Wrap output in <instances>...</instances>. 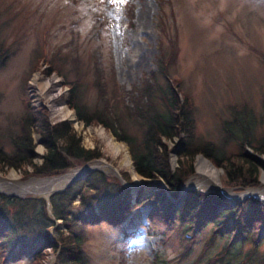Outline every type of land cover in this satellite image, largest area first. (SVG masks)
Instances as JSON below:
<instances>
[{
    "label": "rangeland",
    "instance_id": "374dc122",
    "mask_svg": "<svg viewBox=\"0 0 264 264\" xmlns=\"http://www.w3.org/2000/svg\"><path fill=\"white\" fill-rule=\"evenodd\" d=\"M170 2L171 6L163 3L167 17L165 30L155 23L157 0H0V48L7 46L10 54L5 62L0 59V132L13 124L25 103L39 110L50 124L66 121L80 139L81 146L97 150L100 156L76 162L54 177L102 160L116 173L101 169L95 171L128 187L130 206H133L136 193L147 194L149 187L157 181L134 172L124 142L116 140L101 125L84 126L76 121L73 110L67 106L68 86L61 73L64 72L70 80L74 72L71 65L75 70H84L81 80L87 84L83 97L86 103L92 104L95 90L90 83L95 57L104 71L103 78H109V68H112L115 82L128 90L140 81L142 72L156 69L154 60L158 44H165L169 37L174 38V33L178 48L174 71L180 80V92L193 103L195 135L216 145L220 143V121L229 116L228 106L247 104L256 122H259L264 112V0ZM129 5L131 18L126 10ZM2 57L3 54H0ZM72 57L77 58V63L71 61ZM46 60L54 61L53 70L49 73L45 72ZM26 72L28 75L24 78ZM158 79L161 80L159 76ZM50 80L55 82L53 85L47 83L50 85L48 89L41 87V83ZM50 93L54 97L47 96ZM60 106L74 114V122L59 114L56 108ZM37 126L38 122L31 134L35 153L32 162L36 165L41 163L44 153ZM263 127L257 124L252 130L253 144L264 133ZM166 144L171 149V142L166 141ZM225 149L236 152L237 147L229 143ZM247 151L252 152L250 148ZM200 156L204 157L199 153L194 156L192 174L181 190L210 192L225 200L226 204L241 203L245 196L230 201L219 191L203 184L196 168ZM260 158L264 159V156L260 155ZM169 165L171 169L176 166L174 151L169 152ZM215 168L220 171V181L222 170ZM10 170L14 169L0 168V177H6ZM14 171L21 182L48 178L32 176L30 166ZM135 175L140 182H136ZM263 177L264 172L260 171L257 186L243 189L220 184L234 193H241L261 188ZM189 180L196 182V186L186 188ZM160 184L166 189L164 183ZM134 185L136 187L132 188ZM0 193L42 198L46 203V212H50L48 198L53 192L47 197L35 191L9 193L0 190ZM250 197L264 201V193L249 194L247 198ZM175 199L169 198L173 205L177 201ZM77 203L78 199H75L73 204ZM149 209V204L137 203L121 223L100 222L85 226L82 244L85 263L264 264V239L256 240L264 237V223L258 234L252 237L254 242L249 239L242 244H233L224 254L226 239L211 236L209 227L199 231L185 250L187 241L181 239V229L176 224L167 229L168 223L161 220L158 211L147 217ZM172 213L173 208H170L166 217H171ZM55 223L58 225L59 220ZM188 234H191L190 231H187ZM56 252L51 245L44 248L41 263L54 264ZM0 264H28V261L5 259V254L0 253Z\"/></svg>",
    "mask_w": 264,
    "mask_h": 264
},
{
    "label": "trees",
    "instance_id": "16d2710c",
    "mask_svg": "<svg viewBox=\"0 0 264 264\" xmlns=\"http://www.w3.org/2000/svg\"><path fill=\"white\" fill-rule=\"evenodd\" d=\"M157 2L155 23L165 29L167 17L163 3L171 6V2ZM126 10L131 18L130 5ZM170 18L173 23L172 9ZM176 42L174 33V38L169 37L165 44L159 43L154 60L156 69L142 72L140 81L128 90L115 82L112 68H109V78H103L104 71L95 57L90 83L95 90L92 104L86 103L83 97L87 84L81 80L84 70H75L71 65L74 72L70 80L61 73L68 86L67 106L73 110L76 121L84 126L101 125L116 140L124 142L134 172L157 182L149 187L147 194L138 191L130 206V189L94 170L64 190L52 193L48 198L49 214L42 198L0 193V253L5 254V259H26L28 264H42V251L51 245L57 251L54 264H86L82 250L85 226L100 222L121 223L137 203L150 205L147 217L158 211L161 220L168 223L167 229L176 224L181 229V239L187 241L185 250L205 227L210 228L211 236L226 239L223 254L233 244L249 239L255 241L252 237L264 223V201L250 197L227 207L218 195L193 190H186L181 201H175L174 205L169 200L178 197L183 183L192 174L193 158L198 153L221 168L220 182L226 187H255L259 172H264V159L260 158L264 156V133L256 138L255 144L251 139L255 126H264V112L256 122L247 104L228 106L229 116L220 121V143L216 145L195 135L193 103L180 92V80L174 71ZM0 54H3L1 60L6 59L10 55L8 47L0 48ZM75 59L72 57L71 61L77 63ZM51 61L46 60V73L53 70L54 61ZM27 75L26 72L24 78ZM262 109L264 111V98ZM36 122L44 148L38 165L32 162L35 153L31 134ZM166 141L171 142V149ZM229 143L236 145V152L226 151ZM170 151L176 156L173 169L169 165ZM99 156L97 150L81 146L80 139L66 121L50 124L39 110L26 103L13 124L0 132V168L20 170L30 166L31 175L36 177L55 176L76 162ZM159 182L164 183L166 189ZM75 199H78L77 204H73ZM170 208H173L172 216L166 217ZM56 220H59L58 225ZM187 231L191 234L187 235Z\"/></svg>",
    "mask_w": 264,
    "mask_h": 264
},
{
    "label": "bare ground",
    "instance_id": "6f19581e",
    "mask_svg": "<svg viewBox=\"0 0 264 264\" xmlns=\"http://www.w3.org/2000/svg\"><path fill=\"white\" fill-rule=\"evenodd\" d=\"M36 79V78H35ZM55 80H50L49 82L41 83V87L47 88L50 86L47 83L53 85ZM47 85V86H46ZM47 96L54 97L53 93L48 94ZM56 110L59 114L64 115L66 119H69L71 122H74V114L67 110L65 107H57ZM62 110H65V113H62ZM120 146L119 144H117ZM124 145H121L122 147ZM129 164V163H128ZM101 169L105 171H110L116 173V171L110 165L106 164L102 160H97L86 164L84 167L72 169L64 175L48 178H34L26 182H21L19 180L18 174L14 170H10L6 177H0V190L9 192V193H23L29 191L39 192L43 197H47L49 193L60 189L65 186V184L73 178L81 169ZM197 175L200 176V179L203 180V184L209 188L215 189L225 195L230 201H236L244 196L253 193H264V177H263V186L257 189H247L241 193H234L229 189H225L221 186L220 181L218 180L219 170H217L208 160L200 156L196 163ZM134 174V173H133ZM136 182H140L138 176H134ZM198 177V176H197ZM196 182L189 180L185 187L196 186ZM201 184V183H200Z\"/></svg>",
    "mask_w": 264,
    "mask_h": 264
},
{
    "label": "water",
    "instance_id": "95a60500",
    "mask_svg": "<svg viewBox=\"0 0 264 264\" xmlns=\"http://www.w3.org/2000/svg\"><path fill=\"white\" fill-rule=\"evenodd\" d=\"M173 152V151H172ZM94 170H98L96 168H92V169H81L73 178H71L66 184L64 187H62L61 189L59 190H56V191H53V193L55 192H60L62 190H64V188L70 184H72L73 182H75L76 180H79V179H82L87 173L91 172V171H94ZM136 187L135 185L132 186V188ZM186 191V189H183L180 191V193L178 194V197L175 199L177 201H181L183 195H184V192ZM7 195H12V194H7ZM249 197V195L245 196L243 199ZM234 205V203H231V204H227L226 206L227 207H232Z\"/></svg>",
    "mask_w": 264,
    "mask_h": 264
}]
</instances>
